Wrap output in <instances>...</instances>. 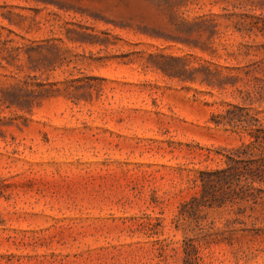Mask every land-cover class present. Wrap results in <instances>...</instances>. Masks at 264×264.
<instances>
[{"label": "rangeland", "instance_id": "obj_1", "mask_svg": "<svg viewBox=\"0 0 264 264\" xmlns=\"http://www.w3.org/2000/svg\"><path fill=\"white\" fill-rule=\"evenodd\" d=\"M244 12L264 0H0V264H184L198 172L264 130ZM233 210H207L213 230ZM197 262L264 264V234Z\"/></svg>", "mask_w": 264, "mask_h": 264}, {"label": "trees", "instance_id": "obj_2", "mask_svg": "<svg viewBox=\"0 0 264 264\" xmlns=\"http://www.w3.org/2000/svg\"><path fill=\"white\" fill-rule=\"evenodd\" d=\"M247 5L251 4L246 3L243 7ZM236 16L239 18L238 31L247 35L257 31L264 35V17L248 12ZM245 46L252 48L251 45ZM230 120L227 123H231ZM216 123L218 125L221 122ZM249 130L251 141L232 149L226 155L225 167L198 172L194 180V184L199 187L198 195L184 201L179 207L175 218L176 226L190 227L196 231L195 236L183 240L184 264H198L199 250L203 244L226 242L234 246L245 236L264 234V229L261 228L254 229L253 233V229L235 226L240 220L239 216L253 218L257 209L259 212L254 220L261 218L264 223V130L255 127H250ZM223 208L234 209L236 217L226 224L225 229L213 230L206 211ZM237 223L244 224V220Z\"/></svg>", "mask_w": 264, "mask_h": 264}]
</instances>
